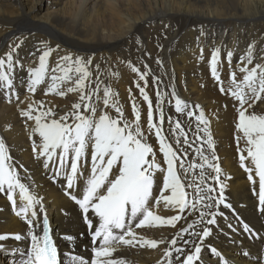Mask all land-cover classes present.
Returning <instances> with one entry per match:
<instances>
[{
	"label": "bare ground",
	"instance_id": "obj_1",
	"mask_svg": "<svg viewBox=\"0 0 264 264\" xmlns=\"http://www.w3.org/2000/svg\"><path fill=\"white\" fill-rule=\"evenodd\" d=\"M16 44L20 47L14 54L19 61L14 69V88L0 89V140L7 149V163L16 168L30 193L41 200L43 211L37 205L29 211V218L31 211L35 210L39 222L43 218L50 220L61 264H66L64 253L70 249L90 261L92 239L82 210L65 194L69 191L65 171L70 172V159L61 168L59 156L55 155L45 168L47 157L38 156L33 151L34 146L38 148L42 143L39 135L33 132L35 122L23 116L21 110H27L29 103L39 107L42 102V110L51 109L57 119L73 111L72 105L80 102L78 92L64 96L46 94L50 75L60 74L52 73L51 69L65 54L91 60L85 91L95 88L96 83L100 84L99 99L93 96L90 101L97 108V118L102 111L113 117L118 115L111 106L105 108L103 104L106 85L111 88L113 99L119 101L129 121H135V102L140 112L144 142L152 147L161 169L154 174L155 196L159 197L163 189L167 164L159 150L155 127L151 130L148 127V104L137 84L145 87L147 83L145 91L153 105V124L161 128L162 135L176 151L179 159L174 163L178 171L183 161L184 167L189 169V178L199 175V168L189 167L191 163H202L195 151L197 147H201L209 157L214 154L218 158L210 162L221 169L220 183L208 179L207 184L215 189L213 194L217 197L223 186L224 203L230 207L220 204L214 209L218 213V222L209 226L211 234L203 242L195 241L202 244V250L200 259L194 264H222L219 257H223L227 264H264V205L259 200V179L247 152H238V147L245 148L243 139L237 144V136L242 137L236 128L239 101L227 94L230 73H235L238 81L243 77L239 68L247 64L242 57H246L249 46L253 47L254 55L253 63L247 66L264 64V0H0V57ZM48 49H51V54L45 82L37 86L35 93H29L27 69L38 67L39 56ZM214 49L218 51L219 81L211 72ZM228 52L233 54L230 59ZM158 58L163 62L162 66L156 63ZM132 67L140 73H148L146 82L132 72ZM71 75L75 76V73ZM153 78H156V83H153ZM221 87L224 92H221ZM173 90L175 98L187 105L183 113L175 110ZM157 93L162 101L163 123L155 111ZM248 104L245 105L248 113L264 114V93L258 100L254 97L249 99ZM189 111L193 113L192 117L187 115ZM201 112L208 121L213 149L207 148L205 133L197 129L198 125L200 129L205 127L197 119ZM177 121L186 136H180L178 129L173 134ZM69 123H72L71 118ZM197 135L202 139L198 140ZM185 138L187 144L183 143ZM241 155L246 157L245 167L253 169L252 180H249L250 173L241 167ZM148 159H152V154ZM91 163L89 146L86 155L78 162V176L81 166L90 175ZM58 168L59 175L56 174ZM204 171L213 177L217 175L207 165ZM179 174L183 176L182 171ZM77 184L82 194L85 180H74V188ZM72 191L76 194L74 189ZM164 194L170 195V192ZM13 197L15 209L8 200L7 186L5 191H0V235L8 236L0 240V264H21V260L26 258L21 256V252L30 247V237L25 238L29 225L15 214L21 205L19 189L14 190ZM154 211L165 219L173 215L185 216L188 221L198 219V213L188 215L186 211L181 214L178 207L165 206L163 202ZM89 215L98 220L91 211ZM245 224L250 231L245 230ZM186 226L185 219H181L175 228L146 226L134 231L138 240L143 237L170 241L181 227ZM199 227L194 230L199 231ZM192 231L185 233L184 238L193 239L190 236ZM16 234L22 237L20 241L11 238ZM66 235L76 237L75 243L69 244L63 238ZM180 246H184L182 242ZM166 247L167 243L159 244L155 249L140 247L139 243L135 247L121 245L114 256L126 258L131 264H167L164 256Z\"/></svg>",
	"mask_w": 264,
	"mask_h": 264
},
{
	"label": "snow or ice",
	"instance_id": "obj_2",
	"mask_svg": "<svg viewBox=\"0 0 264 264\" xmlns=\"http://www.w3.org/2000/svg\"><path fill=\"white\" fill-rule=\"evenodd\" d=\"M20 44L11 47L10 50L0 57V89L14 88V69L19 64L14 54ZM51 49L45 50L39 56L38 67H29L27 69L28 81L27 91L35 93L37 86L45 82L48 75V58ZM233 54L228 52L230 59ZM253 47L249 46L246 57L242 60L247 61L244 67H240L239 71L243 73L241 80H237L235 73H230V86L228 93L239 101L238 123L236 128L241 136H237V144L240 139L245 141V148L238 152H247V158H250L251 164L254 166L255 176L259 179V200L264 205V114L258 115L248 113L249 99L253 97L258 100L264 93V64H256L249 68L247 65L253 63ZM218 51L213 50L211 57V72L216 80H220L217 70ZM62 61L63 63H60ZM158 65L163 62L158 58ZM91 64L90 59H84L79 56L65 54L59 58L55 68L51 69L52 73L59 72V75H50V82L47 84L48 93H55L64 96L66 93H79V101L72 105L73 111L65 113L54 118L56 114L48 109H43L42 102L39 107L33 103H29L27 110H21V114L29 120H34V133L41 138L42 143L37 148L34 146L33 151L38 156H45V168L49 166V161L53 156L58 155L60 167L63 168L70 159V172L65 171V179L67 181L66 195L82 210L84 222L89 228L93 248L92 258L90 261L85 260L82 256L74 254L71 249L64 253L66 264H131L126 258L115 257L114 252L121 246L135 247L139 243L140 247H149L155 249L159 244L167 243L168 247L164 249V256L167 258V264H194L200 259L202 244L195 243L196 240L204 241L211 234L210 225L217 224L218 213L214 210L220 204L224 207L230 205L224 203L223 186L220 187V195L217 197L213 193L215 189L207 184L208 179L214 180L217 184L221 169L218 165L212 164L210 161L218 158L213 154L209 157L201 147H197L195 151L198 153L202 163H191L190 168H199V175H192L189 178V169L184 167L183 161L179 165V171L183 172V176L179 174L174 161L179 159L176 151L166 141L162 135L160 127L153 124V105L149 99L145 87H140L139 92L145 102L148 104V127L151 130L155 127L156 136L159 140V150L163 153L164 162L167 164L166 174L163 176V189L160 191L159 197L154 195L153 186L155 172L160 169L157 164L155 154L152 147L144 142V134L140 127V112L133 102V115L135 121H129L125 118L123 108L120 107L119 101L113 99V93L109 86L103 89V104L105 108L111 106L118 114L117 117L110 116L106 112H101L97 118V108L90 103L93 96H97L100 91V84L96 83L95 88H89L87 91L85 81L89 78L88 65ZM23 67V65H20ZM132 72L139 75L141 81L146 82L148 73H140L135 67ZM75 73V76L71 75ZM156 83V78H153ZM222 84V82H221ZM63 89V90H62ZM221 87V92H224ZM172 96L175 98V91ZM89 101V102H85ZM160 94L157 93V102L155 106L156 113L159 114L160 122L163 123L164 116L161 109ZM83 107V112L81 108ZM199 106H197L198 108ZM248 107H252L248 104ZM186 104L182 100L175 98V110L177 113H183ZM34 112L38 114L33 115ZM87 113V114H85ZM189 117L193 116L191 111L187 112ZM72 123H69V120ZM200 124L205 125L203 129L197 126L198 132L205 133L208 149H213V139L208 128V121L204 118L203 112L197 117ZM179 130L180 136H186L181 124L177 121L173 134ZM197 139H202L197 135ZM180 143L179 139L176 141ZM187 144L185 138L183 141ZM35 144V141H34ZM91 147V170L90 175L83 166L80 167L78 176V162L82 156L86 155V149ZM59 150V151H58ZM152 159L149 160V155ZM241 167L249 172V180L253 179L251 175L253 169L245 167V156L241 155ZM9 156L3 140H0V191H5L7 186V197L16 208L13 192L19 189L21 205L15 214L25 220L29 225L30 247L21 252L23 258L21 264H61L58 259V250L53 243L50 235V227L45 218L42 222V235L38 231L41 229V222L37 219V211H29L39 205L43 211L41 200L30 193L29 188L21 182L16 168L8 164ZM208 166L215 172L216 176H210L204 169ZM115 168V171L113 169ZM60 174L59 168L56 172ZM84 179L85 185L82 189L80 185L74 188V180ZM76 194H73V190ZM191 190V193L189 192ZM170 192V195H165ZM161 202L165 206L172 205L178 207L179 213L188 215L198 213V219L188 221L185 216L173 215L170 218H162L157 215L154 208L159 206ZM94 213V220L89 212ZM185 219L186 227H181L170 241L146 239L141 237L139 240L134 229L144 228L146 226H170L175 228L176 223ZM199 227V231L194 229ZM245 230H249L248 225H244ZM193 229L190 236L193 239H185L184 234L189 233ZM82 235V234H81ZM8 236L0 235V240L7 239ZM11 238L20 241L22 237L19 234ZM69 244H74L76 237L66 235L63 237ZM97 241L99 244L97 246ZM184 246H180V244ZM186 246V247H185ZM213 253L219 256L215 249ZM247 255V253H245ZM183 257V259H182ZM222 264H227L223 257H219Z\"/></svg>",
	"mask_w": 264,
	"mask_h": 264
}]
</instances>
